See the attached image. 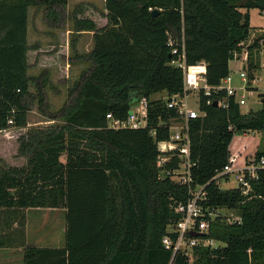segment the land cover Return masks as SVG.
Here are the masks:
<instances>
[{"label": "trees", "instance_id": "trees-1", "mask_svg": "<svg viewBox=\"0 0 264 264\" xmlns=\"http://www.w3.org/2000/svg\"><path fill=\"white\" fill-rule=\"evenodd\" d=\"M67 5L68 0H0V130L10 127L11 117L13 127H25L32 104L45 102L46 73H29L28 52L38 49L28 41L29 9H43L52 25L61 23ZM155 9L158 15H152ZM252 9L264 12V0H105L107 24L98 28L94 20L79 18L77 8L73 31L93 33L89 67L50 116L61 123L20 139L27 164L0 165V249H25L24 264H188L184 254L163 244L180 217L174 206L188 199L187 188L157 167L159 156L184 149L169 142L161 125L175 112L154 98L183 91V72L171 65L168 33L178 44L184 37L188 64L205 62L207 82L216 86L230 73L239 44L256 31ZM259 97L262 109L246 115L233 102L225 110L203 101V117L191 123V175L194 184L206 185L203 205L235 211L242 219H216L207 237L223 246L195 248L197 264H264V169L245 195L239 188L221 189L215 179L229 162L237 133H264V93ZM142 98L148 100L146 129L110 128L108 114L126 120ZM255 158H264V150ZM179 162L174 157L167 168ZM30 208L66 210L64 248L27 246Z\"/></svg>", "mask_w": 264, "mask_h": 264}, {"label": "built area", "instance_id": "built-area-1", "mask_svg": "<svg viewBox=\"0 0 264 264\" xmlns=\"http://www.w3.org/2000/svg\"><path fill=\"white\" fill-rule=\"evenodd\" d=\"M169 45L172 48V55L175 56L171 65L183 72V91L172 96L161 94L160 98L166 103V107L175 112V116L167 122L161 123L169 131V142L182 144L184 149L182 153H171L167 156H159L157 167L161 176L169 177L173 182L181 184L187 188L188 199L185 202H178L174 206V212L180 217L168 229V235L163 239V244L167 249H172L175 253L181 252L188 258V264L196 263L195 248L209 247L219 248L223 246L214 238H208L211 224L218 218L228 224H240L242 219L235 211L230 215L222 214L221 210L209 208L203 205L207 200L206 185L194 184L192 181L191 169V123L203 117L204 111L201 104L214 102L218 107L228 109L230 104H238L242 115L243 107L248 105L247 94L253 90H258L254 86L261 82L264 74V29L255 31L247 41L241 42L238 49L234 52L233 60L237 64L236 71L230 69V73L223 78L216 86H210L207 82V65L205 62H199L189 65L182 37L180 44L176 43L173 36L168 33ZM251 52L254 53L251 61ZM259 56H262L259 59ZM238 75L241 81L240 85H235L234 75ZM197 93V99L193 100V94ZM132 114L126 120L114 119L112 114H108L109 126L113 129H146L148 127V100L142 98L134 108H131ZM15 110L12 111L14 113ZM14 125V117L8 119L9 128ZM228 129L233 131L235 128L229 124ZM155 136V130L150 132ZM247 135L250 132H242ZM178 157L180 162L176 169L167 168V164L172 158ZM240 156L231 154L227 166L216 175L215 179L229 182L232 177L236 178L242 193L248 194L251 190L250 181L257 178V172L264 169V158L257 161L255 156L239 165ZM219 183V182H218ZM205 234L203 237H192L189 232ZM171 235H174L172 237Z\"/></svg>", "mask_w": 264, "mask_h": 264}, {"label": "rangeland", "instance_id": "rangeland-1", "mask_svg": "<svg viewBox=\"0 0 264 264\" xmlns=\"http://www.w3.org/2000/svg\"><path fill=\"white\" fill-rule=\"evenodd\" d=\"M81 9L79 12V18H89L96 22L98 28H102L107 24V19L102 15L105 14V6L103 0H68V5L63 11L66 14L62 18L60 24H52L47 21L45 12L43 9L33 8L30 13V39L31 46H38V42H49L48 49L38 53H30L29 63L31 69L29 73L32 76L40 77L46 73L47 86L44 88L45 102L44 106L40 107L38 100H36L31 107V111L28 114V122L25 127L17 128L11 127L4 130H0V165L4 162L7 166L22 167L26 165V157L19 154V142L27 133L40 131L53 124H60V120L52 121L50 116L56 115L62 107L68 101V88L75 82L82 74L88 69L89 63L87 62V54L91 51L93 42L89 37H77L78 48L69 49V43L71 40L63 39L62 33H66L67 30L74 29L73 13L76 9ZM31 9V8H30ZM250 25L256 31L264 29V12L259 9H252L249 11ZM58 24V25H57ZM49 33H58V37H52ZM44 34V35H42ZM49 38V39H48ZM52 39V41H51ZM68 47V48H67ZM44 58L46 68L40 66L41 58ZM52 60H51V59ZM262 56H259L261 59ZM67 65H70L68 73H65ZM237 64L230 62V69L236 71ZM235 85H240L241 81L238 75H234ZM258 90H253L247 94L248 105L243 107V112L248 113L250 111L256 113L262 109V103L260 95L264 93V74L261 77V82L254 86ZM33 94L37 93L36 86L31 87ZM161 95L157 94L154 98H159ZM193 100L197 99V93L193 94ZM134 108V106H133ZM231 154H238L240 156L239 165L246 162L248 153H252L251 157L255 156L257 151L264 150V133L250 132L247 135L243 133H237L229 147ZM65 161V157H62ZM220 188L223 190L236 188L238 183L235 177H232L229 182L220 181ZM222 214L230 215L235 212L228 211L226 209L221 210ZM170 228V227H169ZM220 244H222L220 242ZM7 249V248H6ZM5 250V249H4ZM2 253H0V257ZM4 255V254H3ZM8 258V256L4 255ZM196 259V258H195Z\"/></svg>", "mask_w": 264, "mask_h": 264}, {"label": "crops", "instance_id": "crops-1", "mask_svg": "<svg viewBox=\"0 0 264 264\" xmlns=\"http://www.w3.org/2000/svg\"><path fill=\"white\" fill-rule=\"evenodd\" d=\"M104 6H105V0ZM33 8L29 9V21H28V41L31 45L30 39V24L31 18L30 13ZM52 37H58V33H49ZM44 35V34H42ZM63 39L71 40V44L69 43V49L71 48H78L77 37H89L92 41V32H82L76 33L72 30H67L66 33H62ZM49 39V38H48ZM52 41V39H51ZM49 42L43 41L38 42V49L36 50H29L28 55L30 53H38L41 51H46L49 45ZM68 48V47H67ZM48 49V48H47ZM45 59L48 60L46 56L41 58L40 66L46 68ZM51 59V58H50ZM52 60V59H51ZM70 65H67L65 69V73H68ZM252 153H248L247 159L250 158ZM25 158V157H24ZM27 161V159H26ZM27 164V163H26ZM25 166V165H24ZM22 166V167H24ZM13 167V166H11ZM22 167H15V168H22ZM66 210L63 208H30L25 211L26 215V229H25V237H26V244L28 247H35V248H50V249H59L64 248L65 245V232H66V218H65ZM24 252L25 249L23 248H8V249H0V253L2 257H0V264H24ZM8 256V258L4 257V255Z\"/></svg>", "mask_w": 264, "mask_h": 264}, {"label": "water", "instance_id": "water-1", "mask_svg": "<svg viewBox=\"0 0 264 264\" xmlns=\"http://www.w3.org/2000/svg\"><path fill=\"white\" fill-rule=\"evenodd\" d=\"M160 13V10L158 9H155L152 11V15H158ZM214 106H218V103L217 102H214ZM132 114V111L130 110L129 111V115ZM189 234L192 236V237H203L205 234L203 233H197V232H194V231H190Z\"/></svg>", "mask_w": 264, "mask_h": 264}]
</instances>
